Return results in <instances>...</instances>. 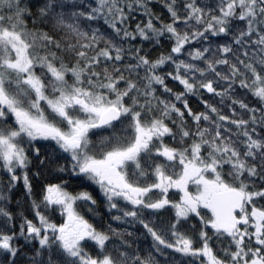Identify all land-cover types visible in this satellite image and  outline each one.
I'll use <instances>...</instances> for the list:
<instances>
[{
    "label": "snow or ice",
    "instance_id": "snow-or-ice-1",
    "mask_svg": "<svg viewBox=\"0 0 264 264\" xmlns=\"http://www.w3.org/2000/svg\"><path fill=\"white\" fill-rule=\"evenodd\" d=\"M151 5L0 0V264H264V0Z\"/></svg>",
    "mask_w": 264,
    "mask_h": 264
},
{
    "label": "trees",
    "instance_id": "trees-1",
    "mask_svg": "<svg viewBox=\"0 0 264 264\" xmlns=\"http://www.w3.org/2000/svg\"><path fill=\"white\" fill-rule=\"evenodd\" d=\"M152 10L154 12H156L157 14L159 15H166V10L163 8L162 6V0H152ZM138 15V14H137ZM136 44L137 45H140V41L137 40L136 41ZM143 47L146 49V50H150V45H148L147 43H145L143 45ZM165 49H166V46H165ZM161 50H164V49H157L155 51L152 52V55L155 56V55H158L159 54V51ZM164 72H167V71H170L171 68L169 67H164L162 69ZM169 86L170 87H173L174 91H181L182 90V87L179 86L178 84H174L172 83L171 81H169ZM207 98V97H206ZM189 101H190V104L191 106L194 108V109H197V110H203V105L200 104V100L198 98V95H193V96H190L189 97ZM0 182H3V183H6V177L5 175L3 174V172L1 171L0 173ZM35 188L37 191H39V188H40V183L39 181H36L35 182ZM70 191H77L79 189H75V188H69ZM88 191H92L93 192V195L94 197H96L99 201L100 197H99V190L98 189H93V188H88L87 189ZM23 197L20 195H16V193H13V198H12V206H13V210H24V209H27L29 207L27 201L23 200L21 201ZM26 199V198H25ZM17 200H19V204H17ZM87 208V205H81L80 206V210L82 211V214H84V209ZM104 209H100L99 212H98V216L97 218L99 217V215H103L104 214ZM29 214V217L31 218V213H28ZM113 215H115V213H113ZM56 220L57 222H62L59 218V213L56 214ZM86 218L90 219L91 220V217L86 215ZM106 220H107V217H105ZM92 222H95V221H92ZM113 227H119V222L113 224Z\"/></svg>",
    "mask_w": 264,
    "mask_h": 264
},
{
    "label": "flooded vegetation",
    "instance_id": "flooded-vegetation-1",
    "mask_svg": "<svg viewBox=\"0 0 264 264\" xmlns=\"http://www.w3.org/2000/svg\"><path fill=\"white\" fill-rule=\"evenodd\" d=\"M0 173H1V171H0ZM5 177H6V181H7V179H8V177L5 175ZM35 183V182H34ZM14 193H16V195H19V193H20V195L23 197L22 199H21V201H25L26 199H25V196H24V189H23V185H22V181H20L19 183H18V185H17V187L15 188V190H14ZM17 201H19V200H17Z\"/></svg>",
    "mask_w": 264,
    "mask_h": 264
}]
</instances>
